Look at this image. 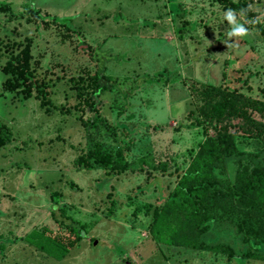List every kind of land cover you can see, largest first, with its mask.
I'll return each instance as SVG.
<instances>
[{
    "label": "rangeland",
    "instance_id": "rangeland-1",
    "mask_svg": "<svg viewBox=\"0 0 264 264\" xmlns=\"http://www.w3.org/2000/svg\"><path fill=\"white\" fill-rule=\"evenodd\" d=\"M249 11L251 22L262 20L264 0H249ZM226 12L213 0H0V264H264V246L250 243L248 226L259 223L247 214L249 201L233 209L227 196L219 200L215 209L228 211L216 209L204 235L233 252L152 237L154 208L215 136L201 122L204 87L264 101V36L235 12L248 34L229 37ZM27 44L49 109L5 87L13 81L8 59L23 58ZM100 72L111 87L97 109L117 139L92 122L75 86ZM243 123H219L235 134L239 152L218 173L223 192L244 166L264 168V139ZM94 146L112 157L122 149L127 170L109 176L92 161L79 168L76 160ZM236 222L241 230L230 226Z\"/></svg>",
    "mask_w": 264,
    "mask_h": 264
},
{
    "label": "trees",
    "instance_id": "trees-1",
    "mask_svg": "<svg viewBox=\"0 0 264 264\" xmlns=\"http://www.w3.org/2000/svg\"><path fill=\"white\" fill-rule=\"evenodd\" d=\"M213 1L221 5L224 10L233 9L240 14L249 28L256 31L259 36H264V17L260 21H250L249 0ZM242 9L244 11H241ZM55 21L60 24L69 22L64 18H56ZM29 47L27 44L22 50L23 58L11 56L8 59L4 72L9 74L13 81L7 80L5 87L8 90L14 88L19 90L26 99L34 94V97L41 101V105L49 109L51 102L47 98L45 87L34 79L29 66ZM246 82L245 80L243 83ZM75 86L84 95L86 110L91 114L92 122L100 125L114 139H117L115 129L99 115L97 109L98 97L102 92L110 89V80L100 72L78 79ZM201 95L204 100V105L199 109L203 116L201 122L209 129H213L215 136H207L201 143L187 171L179 179L171 198L163 206L154 208L151 224L152 237L155 241L169 246L223 253L233 252L230 248L222 250L218 245L210 244L204 239V235L210 231L216 216H220L216 209L227 213L228 208L217 207L215 209L219 200L227 196L233 209L243 208L245 203L243 201L250 202L247 205V214L257 217L256 221L258 220L259 225L256 228L249 225L248 233L255 237V240L250 242L251 245L259 248L264 246V168L244 166L236 175L235 182L229 181L223 192L220 184L223 179L218 173L221 175L225 173L227 162L239 152L235 134L225 126H219V123L240 118L244 120L240 127L241 130L250 134L252 138L264 139V123L254 120L251 113L247 112L250 109L264 120V101L245 97L235 88H216L212 85H206ZM1 128L6 129L5 126ZM5 142L0 137V147ZM90 161L103 166L109 176L112 173L127 170L123 150L120 148L112 157L103 154L98 146H94L87 154L80 156L76 163L79 168H88ZM261 198H263L262 202ZM230 226L241 230L240 223L236 222Z\"/></svg>",
    "mask_w": 264,
    "mask_h": 264
},
{
    "label": "clouds",
    "instance_id": "clouds-1",
    "mask_svg": "<svg viewBox=\"0 0 264 264\" xmlns=\"http://www.w3.org/2000/svg\"><path fill=\"white\" fill-rule=\"evenodd\" d=\"M241 11L244 10L242 9ZM224 18L227 19L229 23L233 25L232 29L227 32V35H229V37H231L232 35L243 37L248 34V29L245 28L243 24L237 23L236 14L233 9L229 8L225 13Z\"/></svg>",
    "mask_w": 264,
    "mask_h": 264
}]
</instances>
